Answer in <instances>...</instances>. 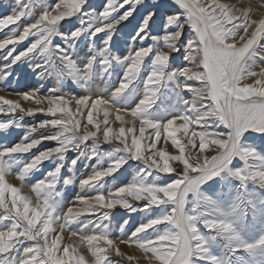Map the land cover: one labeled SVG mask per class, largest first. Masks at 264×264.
<instances>
[{
    "label": "snow or ice",
    "instance_id": "obj_1",
    "mask_svg": "<svg viewBox=\"0 0 264 264\" xmlns=\"http://www.w3.org/2000/svg\"><path fill=\"white\" fill-rule=\"evenodd\" d=\"M14 2L15 7L12 12L0 18V30L10 25H18L22 19L35 18L31 23L23 26L22 31L18 27L11 28L10 34L0 41V50L5 49L7 45L15 46L22 43L29 36L35 39L25 50L15 56H13L15 51L13 47L4 59L10 61V64H15L35 54L37 62L30 65L33 70L39 68L45 77L52 75L61 81L65 78H70L73 82L79 81L84 86L83 92L87 93V96L56 95L57 88L49 89V94L44 97L38 95V90L24 92L21 95L25 101L34 100L38 105L46 104V107L31 110L23 108L19 101L0 97V114L5 112L13 114L19 111L28 116L43 113L53 117L31 126L36 130L50 129L48 135L31 140L21 138V141L10 147L0 148V172L5 170L15 172L18 179L29 184L43 198L45 207L55 212L57 207L53 189L57 184V175L62 165L45 173L34 183L29 182L27 176L38 170L46 160L57 156L63 157L69 150L79 144H86L89 140L93 141L96 147L109 144L117 152L133 153L130 157L121 156L119 160L113 161L106 168L98 169L92 175L83 178L81 181L83 185H92L105 177L113 176L128 158L143 160V153L136 147H128L127 139L124 140V149H120L112 144L111 139L97 143L94 137L75 135L78 125L71 119L73 113L70 102L67 104L66 102L70 101V98H75L77 101L86 99L93 104L106 99L108 103L123 102L124 111L139 116L142 124L151 125V128L157 129V135L153 140L156 147L163 135L165 141L170 140L171 144L175 143L178 153L181 148H185V158L190 165L189 171L185 172L182 168L177 178L168 183H154L152 186L159 189L156 193L157 199L155 202L137 200V202H144L142 208L133 206L129 199H125L129 184H135L144 189L148 187L147 180L142 176L134 177L131 182L122 184L107 195L98 192L94 196L74 197L73 203L68 204L64 210L68 217L67 223L70 226L85 213H100L99 222L89 220L81 226V231L89 223H94L93 238L89 240L88 248L95 256L96 264H114L107 246L115 244V241L111 238L108 228L102 223L103 220L111 218L110 210L117 206L129 212L158 208L159 212L144 222L138 223L127 238L121 239L122 242L129 247L133 244L157 247L162 255L163 264H192L191 240L193 237L198 241L205 238L202 234L197 235L200 227L197 224L199 218L193 215L199 205L197 203L189 211L186 208L187 195L190 192L196 194L198 200L203 185L208 181L229 175L240 181L251 179L264 185V156L259 155L255 147L245 143L246 139L254 138L253 134L264 138V68L259 72L253 70L258 59L264 61V51L261 50L264 49V45L260 44V40L264 38V23L257 24L252 35L237 47L236 39L243 40L247 28L244 29V34L237 37V30L243 27V23L238 24L235 21L241 18L233 16L231 5L221 3L219 0H208L207 4L204 0H171V4L166 3L165 0H106V3L99 6L89 4L88 0H72L71 3L68 0H56L52 5H49L47 0H14ZM125 6H127L126 9ZM97 8L100 10L98 11ZM37 9H41L38 15ZM121 9L125 10L121 12ZM78 13L82 26L89 27V39L94 40L99 34H105L104 48L99 59L89 57L88 61L82 65L75 62L72 55L75 42L82 31L80 33L75 29L67 33L58 31L62 21ZM186 25L191 31L182 44L184 49L182 59L192 66L171 68L172 53L180 51L177 45L181 41ZM57 37L65 43L63 45L59 42L53 43ZM69 40L72 42L71 49L68 47ZM137 44L140 46L137 47ZM125 48L131 50L119 54ZM111 49H115L116 52H111ZM146 61L149 62L146 63ZM94 63L100 65L98 78L105 85L104 88L98 89L99 93L108 90L112 65L123 66L119 84L111 90L107 98L102 94L95 97L91 95L90 76ZM145 70L147 75L142 77V81L138 80L139 75ZM8 75L9 73H4L5 78ZM37 75L39 77L40 73ZM181 77L184 78L183 81ZM249 79L251 82H248ZM193 80L200 82V86L196 87L188 83ZM134 81L137 83L133 90ZM166 88L170 89L174 97L172 103L159 108L155 107L161 101V90ZM185 92H191L192 96L186 97L183 95ZM85 107L88 112L93 110L87 108V104ZM117 107L119 108V104ZM65 114L69 119H63ZM161 115L167 119L155 118ZM117 116L119 117V112ZM210 120L211 123H209ZM177 121L187 122L185 130L194 131L198 137L191 147L193 151L204 153L200 163H195L188 157L187 149L178 137V133L172 135ZM10 124L11 122H2L0 127L7 128ZM161 124L167 125L168 128L163 134L159 132ZM220 126H223V131L217 130ZM132 131L135 133V129ZM140 131L144 133L146 129L141 128ZM124 135L127 137L126 132ZM199 138L211 141L209 147L214 145L218 149V154L209 156L207 150L200 147ZM46 140L56 141V146L38 151L27 162L19 161V154L31 153ZM24 141H27L28 146H25ZM143 142V139H140L138 146L142 148ZM117 143H120L119 137ZM148 150H152L151 143ZM97 155L95 150H91L89 159ZM234 160L240 161L242 166L234 168ZM251 161L257 163H251ZM75 163V160L71 162L72 165ZM154 170L165 175L177 172L170 161L169 167L163 172H160L159 168ZM176 185L180 187L176 188ZM15 188L16 185H13V190ZM165 192H168L171 198L165 196ZM173 192L175 194L171 195ZM117 200L119 203L114 202ZM89 201H92L93 206L82 211H74L78 208L75 206L77 202L87 204ZM20 208L21 206L17 204V211ZM0 209L4 210V216L0 219L13 220L11 235L7 242L0 239V264H54L46 255L42 256V249L38 244L25 248L21 254L23 258L18 262L15 257L8 255L14 250L19 235L33 241L36 236L32 233L31 227L22 228V232L17 233L16 229L22 226L17 221L16 212H10L2 204ZM47 215L48 213L45 212L44 217L41 218V226ZM247 215L245 211V218ZM205 227L207 231H213L211 223L206 222ZM96 228H100L101 231L96 232ZM144 236L148 237L147 241L141 239ZM101 240L104 242L103 245L100 244ZM161 245L163 247H160ZM261 245H264V241ZM198 250L204 251L205 247L201 246ZM114 254L120 258L115 264H125V261L130 259L127 253H122L118 245L114 249Z\"/></svg>",
    "mask_w": 264,
    "mask_h": 264
},
{
    "label": "rangeland",
    "instance_id": "obj_2",
    "mask_svg": "<svg viewBox=\"0 0 264 264\" xmlns=\"http://www.w3.org/2000/svg\"><path fill=\"white\" fill-rule=\"evenodd\" d=\"M47 2L52 5L56 0H47ZM68 2L71 3L72 0H68ZM165 2L171 4V0H165ZM219 2L231 5L233 16L241 18V20L235 21L238 24L243 23V27L237 30V37L244 34V29L247 28V33L244 34L243 40L236 39L237 47L242 45L252 35L257 24L264 23V0H219ZM88 3L93 6H99L106 3V0H88ZM14 7V0H0V18L10 14ZM126 8L127 6H125ZM125 9H121V12ZM97 10L99 11L100 9L97 8ZM40 11L41 9H37L36 14L38 15ZM32 19H22L18 22V25H10L0 30V41L10 34L11 28L18 27L22 31L23 26L31 23ZM73 29L78 33L82 31V34L79 35L75 42V50L72 51L75 62L82 65L88 61L89 57H94L98 60L104 48L105 34H99L94 40L89 39V27L82 26L79 13L62 21L58 31L67 33ZM190 31L186 25L181 41L177 45L180 51L172 53V58L170 59L171 68L186 65L192 66L189 62L182 59L184 53L182 44L188 38ZM34 39L35 37L29 36L22 43H18L15 46L7 45L5 49L0 50V97L19 101L23 108L29 110L46 107V104L38 105L34 100L25 101L22 98V93L32 90H38L40 97L48 95L49 89L52 88L58 89L56 95L71 94L86 97L87 93L83 92L84 86L79 81L73 82L70 78H65L61 81L52 75L45 77L39 68L33 70L30 65H34L37 62L35 54H33V57H26L15 64H10V61L4 59L7 52L12 50L13 47L15 48L13 56H15L20 51L25 50ZM113 40H115V36H113ZM57 42L62 45L65 43L59 37L53 41V43ZM260 44L264 45V38L260 40ZM138 46L140 45L137 44ZM68 47L72 48L71 40L68 41ZM130 50V48L122 49L119 54ZM261 50L264 51V49ZM110 51L116 52L115 49ZM148 62L146 61V63ZM262 68H264V61L258 59L253 70L259 72ZM112 69L109 74L108 90L99 93L98 89L104 88L105 85L98 78L100 65L98 63L93 64L92 75L90 76L91 95L93 97L102 94L107 98L110 96L111 90L118 86L120 77L123 74V66L113 64ZM5 72L9 73L6 78L4 76ZM37 73H40L39 77ZM146 75L147 71L145 70L139 75L138 80L142 81V77ZM180 79L184 80L183 77ZM248 82H251V80L249 79ZM136 83V81L133 82V90L136 87ZM188 83L196 87L200 86L198 81L193 80L188 81ZM161 92V101L155 106L157 108L170 105L174 99L170 89H162ZM183 95L190 98L192 93L185 92ZM69 102L73 113L71 119L78 125L74 132L75 135L94 137L97 143H102L105 139H111L112 144L120 149H124V140L127 139L128 147H136L138 151L143 153V160L128 158L122 168L113 176L105 177L92 185H83L81 181L83 178L92 175L94 171L106 168L113 161L119 160L121 156L130 157L133 153L117 152L109 144H101L96 147L94 142L89 140L86 144H79L69 150L63 157L57 156L51 160H46L39 166L38 170L27 174V176L28 181L34 183L43 177L45 173L55 170L58 165H62L57 175V184L53 189L54 202L57 207L55 212L47 209L43 198L29 184L18 179L15 172H9L8 170L0 172V204L7 207L10 212H16L17 221L22 226L16 229L17 233H21L22 228L31 227L32 233L36 236L33 241L25 239L23 235H19L14 250L8 253L9 256L15 257L17 262L23 258L21 254L25 248L38 244L42 249V256L46 255L54 264H96V258L88 248V242L93 238L94 223H89L82 231L81 226L89 220L99 222L100 213H85L78 221L73 222L69 226L67 223L68 217L65 215L64 210H66L68 204L73 203L74 197L94 196L98 192L107 195L122 184L131 182L134 177L142 176L147 180L148 187L144 189L137 187L135 184H129L125 193L126 200L129 199L133 206L142 208L144 202H137V200L144 199L155 202L157 199L156 193L159 189L152 186L154 183H168L170 180L177 178L182 168L185 172H188L190 168L185 158V148H181L178 153L175 149V143L171 144L170 140L165 141L163 135L156 147L153 140L157 135V129L151 128V125L142 124L139 116L124 111L125 104L123 102L108 103L106 99L93 104L87 102L86 99L77 101L75 98H70V101L66 102V104ZM205 103H209V101H205ZM86 104L87 108L93 109L91 112L86 110ZM117 104H119V108ZM118 112L119 117L117 116ZM155 112L156 109L154 108L153 113L155 114ZM57 117H59V114H57ZM52 118L51 115L43 113L28 116L19 111L13 114L6 112L0 114V123L11 122L7 128L0 127V148L10 147L14 143L21 141V138L31 140L42 135H48L51 131L50 129L36 130L31 126L38 125L39 122ZM155 118L167 119L163 115L155 116ZM63 119H69L67 114H65ZM209 123H211V120ZM141 128H145L146 131L141 133ZM133 129H135V133H133ZM185 129H187V122L179 123L177 121L172 130V135L178 133V137L187 149L188 157L193 162L200 163L204 153L193 151L191 147L198 137L194 131L188 132ZM167 130V125H160L159 132L161 134ZM217 130L223 131V126H220ZM125 132L127 137L124 135ZM118 137L120 138V143H117ZM253 137L252 139H246L245 143L255 147L258 154L264 156V138H261L258 134H253ZM140 139L144 141L142 148L138 146ZM199 139L201 140L200 147L207 150L209 156L218 154V149L214 145L209 147L211 141L203 138ZM150 143L152 144L151 151L148 150ZM24 144L28 146L27 141H24ZM55 146L56 141L46 140L39 148L33 149L31 153L19 154L18 159L20 162H27L38 151ZM91 150H95L98 154L93 159H89ZM73 160L76 161L75 165L71 164ZM169 161L177 170L176 173L165 175L154 170L159 168L160 172H163L169 166ZM251 163L257 162L251 161ZM241 166L240 161H233L234 168ZM13 185H16L15 190H13ZM179 187V185H176V188ZM200 191L201 195L198 200L196 194L191 192L186 198V208L189 211L197 203L199 205L193 215L199 218L197 224L200 227L197 235L202 234L205 238L199 241L195 237L192 238V264H264V245H261L262 241H264V185H260L251 179L240 181L229 175L208 181L207 184L201 187ZM174 194L175 192L171 195ZM164 195L171 198L168 192H165ZM114 202L119 203V200ZM17 204L21 206L19 211L16 209ZM75 206L78 208L74 209V211H82L93 205L92 201H89L87 204H79L77 202ZM110 211L111 218L103 220L102 223L108 228L111 238L115 241V244L107 246L108 253L111 255L114 264L120 260L114 254V249L117 245L122 253H127L130 257L127 262L125 261V264H163L162 255L157 247H145L144 244H133L129 247L121 240L127 238L130 231L138 223L144 222L155 215L159 212V209L129 212L117 206ZM245 211L248 213L246 218ZM3 212L4 210L0 209V217L4 216ZM45 212L48 215L44 218L41 226V218L44 217ZM125 221H127V225H125ZM206 222L212 224L213 231L206 230ZM12 223V219H0V239L5 243L11 235ZM95 231L100 232L101 229L96 228ZM58 233L60 235H57ZM141 239L147 241L148 237L144 236ZM100 244H104L103 240L100 241ZM201 246L205 247L204 251L198 250ZM160 247H163V245Z\"/></svg>",
    "mask_w": 264,
    "mask_h": 264
},
{
    "label": "bare ground",
    "instance_id": "obj_3",
    "mask_svg": "<svg viewBox=\"0 0 264 264\" xmlns=\"http://www.w3.org/2000/svg\"><path fill=\"white\" fill-rule=\"evenodd\" d=\"M204 2H205V4H206V2H207V0H204ZM169 166H167V168H168ZM72 263V262H71ZM73 264V263H72ZM75 264V263H74ZM77 264H80V263H77Z\"/></svg>",
    "mask_w": 264,
    "mask_h": 264
}]
</instances>
